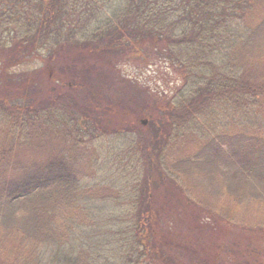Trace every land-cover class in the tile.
Masks as SVG:
<instances>
[{
	"label": "trees",
	"instance_id": "obj_1",
	"mask_svg": "<svg viewBox=\"0 0 264 264\" xmlns=\"http://www.w3.org/2000/svg\"><path fill=\"white\" fill-rule=\"evenodd\" d=\"M96 1L0 0V50L13 52L10 57L0 61V80L6 78L7 89L0 92V169L3 168L0 170V239L13 240L9 243L10 246L7 244L5 247L9 250L0 243V255L11 264H43V260L46 261L44 264L231 263L236 252L229 254L226 251L225 254L228 255L220 256L217 251L220 246L205 238L204 242L200 241L206 223L228 219L217 218L210 211H205V208L202 211L194 207L186 199L193 200L185 195L186 192L190 195L188 189L184 190L182 187L180 189L185 197L171 190L167 193V200L159 194L163 205L155 210L144 189L145 184L138 185L139 182L133 186L126 185L123 192L119 189L117 193L108 195L113 208L120 211L117 215H111L113 224H126L122 228H116V231L124 228L123 231L129 234L128 237L119 239V243L115 244L116 249L100 258L95 249L80 241L79 237L83 234L81 231L74 234L78 248L73 252L66 251L75 242L72 239L67 241L63 234L54 233L58 231L56 224L62 225L64 213L52 216V225L55 226L50 229L48 222L51 216L43 215L42 210L51 206L48 202L52 198L42 206L38 205L35 198L39 194L44 196V191L52 188V193L65 189L68 198L72 196L75 201H80L87 196L88 188L76 187L79 171L61 155L62 152H48L45 159L37 161L25 159L24 156L14 157L15 151L10 152L15 143L12 134L24 128L45 131V125L52 123V127H55L62 122L63 127L71 124L72 132L65 129L71 137H66L68 140L76 139L80 143H86L99 136L98 128L105 127L100 114L108 115V119L118 117L123 123L126 107L117 105L114 97L102 98L94 88L84 84L87 73L82 72L91 69L90 59L79 49L93 56H110L117 51L121 59L131 61V57L139 55V50L142 55L143 48H147L151 52L152 61H164L159 63H165L171 68L189 66L190 74L183 76L179 92H174V88L169 89L172 96L180 93L177 98H181L182 103L175 102L174 97L170 99L166 92L153 94L156 96L157 108L164 110L160 112L161 116L164 119L167 117L166 124L162 123L165 127L164 134L179 128L194 130L198 127L195 120L198 115L206 116V111L214 114L218 111L220 114L219 108L225 113L235 106L247 104L244 100L246 96L252 99V102L248 101L249 106L263 115L250 118L248 127H242L239 132L233 133L228 125L224 126L225 129L216 128V137L203 127V133L196 135L202 139L197 150L179 161L186 160L188 172L195 168L200 173L203 171L207 177L208 173L214 174L215 177L211 178L216 181L229 182V185L230 179L239 182L240 184L232 185L231 188L235 197L254 200L259 198L264 201V138L259 139L260 135L264 136V83H247L257 86L259 91H252L249 86L235 85L234 82L240 77L233 78L234 73L242 72L234 69L233 63L238 54L234 49H244L246 45L232 46L235 41H245L249 46L262 36L264 15L246 33L243 31L238 35L236 31L253 11L261 5L264 7V0H102L98 12ZM25 5L26 10L27 5L36 7L34 12H37L38 20L16 30L15 15ZM74 17L79 19L76 32L68 27L73 26ZM84 28L87 31H83ZM41 35L44 36L41 44H45L46 35L50 39L55 36V39L48 41L52 43V54L49 51L46 53L47 57L52 58L48 60L52 63L47 62L43 70L47 69L48 64H52L59 73L56 71L54 76L46 73L37 77L30 73L25 77H22V73H1L5 68L40 59L41 55H37L39 47H35L37 44L32 37L39 39ZM62 39L67 40L69 45L78 44L72 46V50L76 51H72L70 57L68 53H61V48H54L56 42H61ZM77 39L83 40L84 44L77 42ZM224 53L225 58L219 57L224 61V67L215 65L212 59ZM84 67L87 68L83 69ZM39 78L46 86L42 93L38 90L40 86L36 88L40 83L37 80ZM165 100L170 103L167 107L163 106ZM2 117L5 121H2ZM21 118L24 121L21 122ZM150 120L153 122V119ZM189 122L196 125H189ZM246 130L250 134L254 133L249 135L250 139H247L248 135L241 133ZM113 131L103 132L112 134ZM160 132L162 136V127ZM152 134L150 143L160 138V133ZM139 150L141 149L137 148V152ZM153 162L155 165L151 166V170L155 175L154 169L170 178L175 176V171L186 174L179 167L173 166L174 163L168 168L163 157ZM23 167L30 171L24 174ZM183 167L185 168L184 165ZM82 174L87 175L86 172ZM258 179L263 182L257 193L253 187H248L247 182L253 183ZM142 180L149 181V184L156 181L147 172L142 174ZM54 185H57V189ZM165 207L180 220V225H176L172 219L163 223L160 209ZM65 215L68 219L67 232L79 230L72 224L77 218ZM70 219L72 223L69 222ZM64 224L60 232L65 231ZM153 225L159 228V235ZM121 234L123 233H113L114 236ZM23 240H30L33 245L52 244L51 260L39 256L41 253L38 255L34 247L27 250ZM105 243L109 244V237L105 238Z\"/></svg>",
	"mask_w": 264,
	"mask_h": 264
},
{
	"label": "rangeland",
	"instance_id": "obj_2",
	"mask_svg": "<svg viewBox=\"0 0 264 264\" xmlns=\"http://www.w3.org/2000/svg\"><path fill=\"white\" fill-rule=\"evenodd\" d=\"M101 1L102 0H98L95 2L97 12ZM25 7L26 5L20 8L18 14L15 15L16 30H20L17 28L22 29L27 23H34V21L36 22L38 20V14L34 12L36 7L34 5H27V10ZM263 11L264 7L262 5L260 8L253 11L242 23L243 25L239 26L236 34L241 35L243 31L246 33L247 30L255 25L264 15ZM81 17L83 16L81 15ZM78 21L79 19L74 17L72 20L73 26L68 27L75 31ZM49 28L52 27L49 25ZM83 31H87V28H84ZM43 37V35H41L39 39L32 37L33 42L37 44L35 47H39L37 55H41L40 59L31 60V62L14 66L13 68H5V71L1 73H22V77H25L27 73L34 74L36 77L37 75H44L46 73H48L49 76H54L58 70L54 69L52 64H48L45 71L43 68H45L47 62H51L48 60H52V58L47 57L46 53L49 51L52 54V43L48 41L55 39V36H52V39H50L48 35H46L47 40L44 39L45 44H41ZM59 42L60 41L56 42L54 48H61V53H68V57H70L72 51H76L74 49L72 50V46L78 44H72L70 42L72 45H69L67 40L63 39L60 43ZM77 42H82V44H84V41L81 39H77ZM254 43L249 46L245 41H235L232 43V46L238 44L247 46H245L244 49H234L238 54L233 66L236 71L242 73H234L233 78L236 76L240 77L238 81L234 82L236 86H249L252 88V91H259L257 86H251L247 83H264V32ZM143 49V54L140 55L139 50V55L131 57V61L121 59L117 51L112 52L110 56H93L79 49L85 57H89L90 59L89 68L91 69L82 72L87 73L84 78V84L94 88L102 98L114 97L117 105L120 107L125 106L127 112L123 123L118 117L112 116L108 119V115L100 114V119L103 120V126L105 127L103 129L98 128L99 136L93 137L92 140L90 139V142L86 143H80L76 139L68 140L66 137H71L68 136L65 129L68 128V130L72 132V127L71 124H65L63 127L64 123L62 122L56 124L55 127H52V123L45 125L47 127L45 131L24 128L23 130L13 132L12 138L17 145L14 143L10 152L15 151L14 157L24 156L25 159L30 158L33 161H37L38 159H45L49 155L48 152H62L61 155L79 171V174H77L76 187L78 189L88 188L87 196L80 201H75L72 196L68 198L65 194V189L58 193L57 191L52 193L51 188L48 189L47 192L44 191V196L39 194L35 198L39 206H42L46 201L52 198V201L48 202L51 206L42 210L43 215L48 217L51 216L48 227L52 229V227L55 226L54 224L52 225V216L57 217L60 212H63L64 221L62 225L60 223L56 224L55 227L58 231L54 233L56 235L63 234L65 239L70 242L71 239L74 241V234L83 231L82 237H79L80 241L87 244L89 248L95 249L101 258L108 254V252L116 249L115 244L119 243L120 238L128 237L129 235L127 231H123L124 228L116 231V228H122L126 226V224H113L111 215H117L120 211L113 208L108 195L117 193L119 189L123 192L126 185L127 187L128 185L133 186L139 182L138 185H141V183L145 184L144 189L150 197V203L153 202L155 210L163 205V202L159 198V194L167 200V193L171 190L183 197H185V195L190 196L193 199L192 201L187 197L186 199L197 209L203 211L202 208H205V211H210L213 216L217 218L228 219L217 221L216 223L210 221L212 224L206 223L204 235L200 240L204 242L203 239L205 238L220 246L217 250L220 256L228 255L225 254L226 251H228L229 254L236 252V257L231 256L232 262H228L227 264H262L264 262V201L259 198L254 200L246 197H235L231 188L232 185L240 184L239 182H234L230 179L231 185H229V182L223 183L216 181L211 178L212 176L215 177L214 174L208 173L207 175L209 177H207L204 175L203 171L200 173L196 171L195 168H193L192 172H188L186 170V160H179L187 156L189 157L191 153L197 150L202 139L201 136L196 137V135L198 136L200 132L203 133V129H205V131L209 130L214 137H216L214 132L216 128L218 130L225 129L224 126L227 125L233 133L239 132L242 127H248L247 123H251L250 118H258L259 115L263 114L249 106L250 103H248V101L252 102V99L246 96L244 100L247 104L244 106H235L231 110L225 111V113L219 108L220 114H218V111L215 112V114L206 111L205 115L208 116L209 119L204 115H198L195 119L197 120L198 127L194 130L191 128H179L170 130V132L164 134L165 127L162 123L165 122L166 124L167 117L164 119V117H162L163 115L161 116L160 112L164 110L157 108L155 95L157 92H166L170 99L174 97L176 98L174 100L175 102L179 101L178 103H182L181 98H177L180 96V93L172 96L169 89L174 88V92H179V88L182 86L181 80L183 76L186 73L190 74L188 73L189 66L183 65L178 68H171L165 63H159L164 61H152L153 59L150 56L151 52H149L147 48ZM12 54L13 52L0 50V61L6 57H10ZM219 57L225 58V53L222 54V56L219 54V56L214 57L212 62L215 65L224 67V61ZM85 68L87 67L83 69ZM177 69L180 71H176ZM37 80H40V83L36 88L40 86L38 90L42 93L46 89L45 83L41 78ZM5 84L6 78L2 81L0 80V92L5 91ZM104 101H107V99H104ZM163 102V106L167 107L170 105L168 100ZM8 116L9 115H7V117ZM150 119H153V122ZM2 121H5L3 117ZM20 121L22 122L24 120L21 118ZM158 121L160 122L159 126ZM188 124L196 125L190 122ZM113 126H115V128H113ZM160 127H162L163 130L162 136ZM114 129L117 131H113ZM103 131L113 132L110 134ZM262 131L264 133V128ZM153 132L156 134L160 133V138L154 143H150ZM241 133L246 136L248 135L247 139H250L249 135L254 134H250L249 130L242 131ZM260 138L262 139L264 136L260 135L259 139ZM140 142L143 144H136ZM137 148L141 149L138 151L139 153L137 152ZM161 157L165 158V164L168 168L172 167L170 165L174 163L173 166L179 167L181 170L185 171L186 174L175 171V176L170 178L159 173L158 169H154L156 176L151 170V166L155 165L153 161L159 160ZM2 169L3 168L0 170ZM22 171L26 174L28 173L27 171L30 170L23 167ZM83 172H86L87 175H83ZM144 172H147L149 176L152 174L156 181H153L151 184H149V181L143 182L142 174ZM258 181L260 183H257ZM262 182V180L258 179L253 183L247 182V185L248 187H253V190L258 193L261 189ZM56 186L57 185H54L53 187L57 189ZM58 187L61 188V186ZM180 187L183 189L187 188L190 195L187 192L184 195ZM262 187L264 188V183ZM160 211L163 223L166 222L167 219H172L175 221L176 225H180V220L174 216L173 212L170 213L168 208L165 207L160 209ZM84 212H86V215ZM65 214L73 215L77 218L74 219L73 223L72 219H70L69 222L76 225L79 230L75 232L72 231L71 233L67 232L66 225L68 224V219H66ZM63 224L65 226V231L60 232ZM153 227L157 232L156 234L159 235V228L156 225H153ZM160 227L162 228V224H160ZM71 229L73 228L71 227ZM113 233L123 234L114 236ZM106 237H109V244L105 243ZM23 241L24 247L27 250L30 247H34L38 251V255L41 253L39 256L51 260L52 244L33 245L30 240ZM10 242H13V240L8 238L4 240L0 239V243L4 248L7 244L9 245ZM78 246L79 244L76 242L75 244L72 243L66 251L73 252ZM216 248L215 246V249ZM5 249L9 250L8 247ZM44 262L46 261L43 260V264ZM8 263L10 262H8L4 256L0 255V264ZM217 264H222V261Z\"/></svg>",
	"mask_w": 264,
	"mask_h": 264
}]
</instances>
